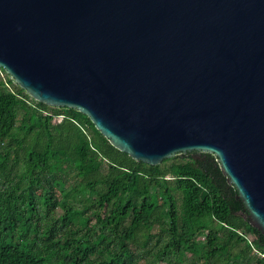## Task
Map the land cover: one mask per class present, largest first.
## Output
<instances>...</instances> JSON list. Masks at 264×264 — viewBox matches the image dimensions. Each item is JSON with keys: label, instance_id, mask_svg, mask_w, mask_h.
<instances>
[{"label": "water", "instance_id": "obj_1", "mask_svg": "<svg viewBox=\"0 0 264 264\" xmlns=\"http://www.w3.org/2000/svg\"><path fill=\"white\" fill-rule=\"evenodd\" d=\"M0 67L135 160L215 154L264 233V0H0Z\"/></svg>", "mask_w": 264, "mask_h": 264}, {"label": "trees", "instance_id": "obj_2", "mask_svg": "<svg viewBox=\"0 0 264 264\" xmlns=\"http://www.w3.org/2000/svg\"><path fill=\"white\" fill-rule=\"evenodd\" d=\"M261 253L215 154L135 160L0 67V264H264Z\"/></svg>", "mask_w": 264, "mask_h": 264}, {"label": "rangeland", "instance_id": "obj_3", "mask_svg": "<svg viewBox=\"0 0 264 264\" xmlns=\"http://www.w3.org/2000/svg\"><path fill=\"white\" fill-rule=\"evenodd\" d=\"M10 86H11L12 89L15 87V85H10ZM44 109H45V107H44Z\"/></svg>", "mask_w": 264, "mask_h": 264}, {"label": "built area", "instance_id": "obj_4", "mask_svg": "<svg viewBox=\"0 0 264 264\" xmlns=\"http://www.w3.org/2000/svg\"><path fill=\"white\" fill-rule=\"evenodd\" d=\"M261 255L264 257V253H261Z\"/></svg>", "mask_w": 264, "mask_h": 264}]
</instances>
